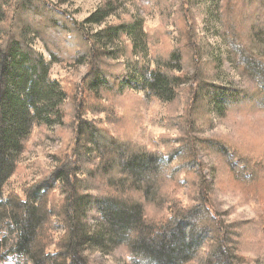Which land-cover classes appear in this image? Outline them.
<instances>
[{"label":"trees","instance_id":"16d2710c","mask_svg":"<svg viewBox=\"0 0 264 264\" xmlns=\"http://www.w3.org/2000/svg\"><path fill=\"white\" fill-rule=\"evenodd\" d=\"M67 1L59 0V5ZM118 6L116 1H104L84 22L76 23L46 0H0V221L7 218L15 231L11 253L26 255L31 264H90L87 248L110 252L115 247L124 250L132 264H243L238 254L240 224L220 220L204 196L187 207L173 198L175 191L167 192L165 185L175 180V174H189L186 167L169 170V157L124 139L121 131L130 125L113 134L86 119L83 107H74L68 122L73 146L56 168L23 190V197L10 192L2 199L15 157L33 126L62 125L65 117L66 92L58 81L48 80L49 66L35 49L36 40L43 42L52 61L70 47L76 50L77 64L87 60L82 90L96 101L99 95L137 90L173 101L187 80L169 69H183L187 61L196 69L192 102L197 113L221 115L245 102L264 108V0H221L215 6L226 26L223 36L232 48L233 62L258 84L256 93L205 81L203 67L192 57L199 47L188 13L180 44L167 58L154 59L159 70L149 69L142 58L140 47L149 49L148 36L136 19L119 18L89 33L87 25H101ZM125 37L130 42L126 47L110 46ZM122 54L125 62L119 61ZM216 143L221 152L229 149ZM229 160L242 179L261 178L262 172L257 177L249 172L255 165L234 155ZM181 184L177 181L176 189ZM57 185L59 199L52 195Z\"/></svg>","mask_w":264,"mask_h":264},{"label":"rangeland","instance_id":"374dc122","mask_svg":"<svg viewBox=\"0 0 264 264\" xmlns=\"http://www.w3.org/2000/svg\"><path fill=\"white\" fill-rule=\"evenodd\" d=\"M46 1L76 23L84 22L104 1H116L119 9L101 25H87L89 33L113 24L119 18L136 19L148 36L149 49L140 47L142 58L149 69L156 70L159 69L154 59L167 58L173 51L171 49L180 44L181 30L185 27L188 13L189 23L195 28L193 41L199 47L195 53L192 52V57L203 67L205 81L233 86L248 93L257 92L258 84L233 62L232 48L224 39L226 26L220 22L215 8L221 0H68L60 5L59 0ZM119 42L110 46L119 49L130 44L126 37ZM34 47L49 66L48 80L58 81L66 92L62 104L65 117L62 125L33 126L23 151L15 157V170L3 187V200L10 192L23 197V190L46 177L65 153L70 152L73 127L68 122L72 119L74 107L79 106L84 108L86 119L97 122L113 134L125 129V124L130 125L127 131H121L123 138L144 150L169 157L172 160L169 170L181 165L186 167L189 174H175V180L165 185L167 192L175 191L173 198L187 207L196 198L204 196L209 199L220 220L242 226L238 254L244 259L243 264H264V108L245 102L221 115L197 113V105L192 102L196 96L193 84L196 69L187 61L183 69H169L187 80L173 101L152 95L147 90L121 96L99 95L100 100L96 101L82 90L87 60L77 64L74 47L66 50L67 53L59 56L57 61L51 60L42 41L36 40ZM138 58L135 54L134 60ZM119 61L125 62L123 54ZM216 141L229 149L219 151ZM232 155L255 165L258 170L250 169L249 172L253 170L255 177L262 172L261 178L253 181L252 178L237 176L234 165L228 161ZM177 181L183 183L179 189L175 187ZM59 187L57 185L52 193L57 199L62 196ZM146 212L152 215L153 209L148 208ZM7 224V218L0 221V264H31L26 255L11 253L16 234L13 226ZM61 233V228L55 232V242ZM85 255L90 264H132L130 256L115 247L110 252L90 247L85 250Z\"/></svg>","mask_w":264,"mask_h":264}]
</instances>
